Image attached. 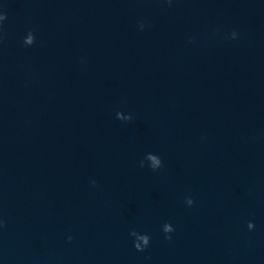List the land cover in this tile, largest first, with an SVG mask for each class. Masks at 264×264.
<instances>
[{
	"label": "water",
	"instance_id": "95a60500",
	"mask_svg": "<svg viewBox=\"0 0 264 264\" xmlns=\"http://www.w3.org/2000/svg\"><path fill=\"white\" fill-rule=\"evenodd\" d=\"M0 264H264V0H0Z\"/></svg>",
	"mask_w": 264,
	"mask_h": 264
}]
</instances>
